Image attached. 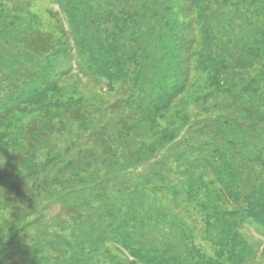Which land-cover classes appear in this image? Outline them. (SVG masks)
I'll return each instance as SVG.
<instances>
[{
  "label": "trees",
  "instance_id": "16d2710c",
  "mask_svg": "<svg viewBox=\"0 0 264 264\" xmlns=\"http://www.w3.org/2000/svg\"><path fill=\"white\" fill-rule=\"evenodd\" d=\"M3 1L0 0V26H3L0 29V34L2 32L0 35L1 68L9 73L15 71L13 67L18 61L11 62L10 56L15 42L20 43L23 48L27 47L32 55H40L39 58L44 57L43 62L45 63L41 67L44 68L41 72L36 71L35 74L28 75L31 83L27 84L24 81L23 85L26 84V87H17L15 83L10 86L4 83L0 85V124L3 123V118L10 117L21 107L30 103L40 105L47 93L55 97L53 93L60 90L58 85L77 74L71 71L74 62L79 70L78 74L90 75L92 78L98 77L103 79L107 85L112 84V76L115 79L118 74L122 76L123 84L129 85L128 81L132 83L134 89L129 95L109 105V113L116 114L109 126L114 134L112 132L99 133L105 138L102 143V153L105 155L99 162L105 172L121 171L126 163L124 161L127 163L134 161L137 165L145 160L148 156L146 152L150 154L153 152L152 143L148 142V132L151 134L161 121L172 117L171 109L176 99L188 87L198 82L207 88L206 92L202 96L198 95L195 100V111L203 117L192 121L189 129L192 128L190 131L192 133L197 132V137H207L211 140L209 150L206 149L205 152L199 153L189 162L187 156L190 151H200L198 149L207 143L205 141L187 142L188 137L185 139L182 134L171 147L170 158L171 161L178 162L180 166L182 163L187 164L185 166L187 170L203 171H199L196 177L192 174L193 179L196 178L194 180L201 181L205 175L210 183L216 186H214L217 188L216 191L214 190L217 195L215 200L218 202L213 199V203L212 194H210V199L204 201V204H208L209 207L203 205L202 208L210 212L213 217L215 215L218 223H225L224 225L219 224L218 233L212 237L215 243H221L219 251L227 254L226 264L251 263L256 254L252 251L253 245H247L244 235L242 238L240 229H244L243 225H245L248 235L257 234L261 237V241H264V160L262 159L264 157V137L262 138V135L264 136V0H213L214 5L210 9L206 7V0H188L187 10L190 19L189 22L183 23L175 18L173 7L168 5V2L158 8L159 0H57L58 4L62 2L67 6L65 15L69 30L66 31L60 25V19H56L59 23L56 28L63 36L65 33L69 36L71 44L69 42L68 45L56 42L58 37H55L52 32H42L39 23L36 24L37 19L31 14L24 12L20 15L21 18L8 19L18 11L23 13L20 6L21 0H15L17 2L14 6L15 4L16 7L19 6L17 11L13 7L6 6ZM29 1L31 0H24V3L27 4ZM113 9H116V13ZM180 24L197 31V35L187 36L183 30L179 29ZM13 36H16L17 40L12 38ZM76 36L78 42L74 43L72 41ZM5 54L7 59L4 58ZM18 54L21 55L19 51L16 52L13 56L14 60ZM56 57L63 58V65L54 62ZM51 58H53L52 61L49 60ZM84 60H86V68L90 73L82 72L81 62ZM125 63L134 66L135 70L132 72L129 67L125 68L123 66ZM2 78L6 79L5 76ZM199 78L200 81H198ZM9 87L12 90H9ZM67 101V104H60L58 99L55 102H46L45 115L48 116L50 107L66 110L62 107L68 106V117L73 116L83 120L84 113L79 111V107L73 108L74 100L68 99ZM128 108L131 115L136 116L134 118L136 124L130 123L129 115L123 113ZM221 112L227 114L229 119L233 118L229 115L231 113L236 118H240L241 124L236 129L237 140L240 137L244 140V137L248 135L253 138L258 134L255 136V142L260 141L259 147L253 142H247V139L242 147L249 154L256 156V160H260V164L252 166L250 171L252 176L246 178L249 180L252 178V183L249 180L245 181L251 186L249 195L239 197L235 193V190L240 187L235 185L237 182L233 179L235 177L233 172L236 171L233 170L230 162L236 153H241L236 150L235 141L215 132L218 141L222 140L224 146L230 145V151H226L223 146L216 143V139L211 134L219 122ZM174 115L179 118L183 116H180L178 112H174ZM184 119L186 120V116ZM133 130H138L137 134L139 138L140 136L142 138L132 154L123 150L120 153L124 156H121L108 145L113 138L121 140L122 133L129 135ZM162 132L163 140L160 141V145H165L176 138L172 130L162 128ZM105 142H107L106 145ZM194 147L195 149H192ZM183 151L186 154H182ZM30 152L26 153L23 160V164L30 166V171L25 176L34 174L36 171L33 168H37L42 163L35 161ZM97 156L102 157L97 150H78L74 160L77 165L82 164L79 171L95 166L93 160H96ZM53 157L51 161L55 160V156ZM150 163L152 167H149L146 174L141 176L137 174L130 179V183L117 182L108 178V181L110 179L113 181L110 186L106 183L101 184L102 187L98 189L106 195L103 203L95 209L92 205L85 207L89 211L94 210L95 213L102 212L110 223L108 222L104 228L100 226V221L98 224L90 221L82 233L89 235L92 239V232L98 230L96 238L113 239L112 243L117 251L131 256L132 259L127 257L131 264H188L189 257L198 252L190 228L171 219L172 217L168 219V214L165 212L153 215L149 205H146V208L143 207V201L146 198L156 204L161 203L160 196L153 191L155 185L152 181L159 184L158 193L162 195L165 193L164 196L168 195L165 197H169L171 201L177 195L176 187L182 183L171 179L175 184L167 182L168 172H171V169L163 171V168L158 167L154 161ZM49 164L50 162L44 164L43 167ZM160 165L163 163L160 162ZM179 165L176 166V172L184 175L186 168L182 167L183 170L177 171ZM74 175L77 177V174ZM46 181L44 179L42 182ZM202 187L207 189L205 183ZM34 191L35 189H31V192ZM132 191H135L134 196L129 199L130 204L128 205L121 206L116 202L117 198H113L115 194L124 196ZM149 199L146 200L151 204ZM63 200V203L70 201ZM72 207H68L66 212L70 216L73 213H79L77 224L83 228L82 224L86 222L89 211L80 214L84 210L76 208L77 211L73 212ZM34 210V207H29V213ZM142 213H145V217L141 215ZM146 216L155 224L147 221ZM61 221V227H65L67 223L63 219ZM205 225L203 223V228ZM211 225L213 226L212 223ZM208 228L205 231L212 234V228ZM155 231L160 233L162 243L155 239ZM40 235L42 236V231ZM183 238L188 240L183 241ZM59 242L66 247L71 245L67 237H63ZM9 244L13 252L20 250L18 240ZM34 248L32 243L31 247L28 246L22 251L23 255L31 253ZM197 255L200 256V254ZM81 256L79 253L74 262L87 264ZM49 258L45 256L44 261ZM40 260L36 264H42ZM0 264H8L1 255ZM17 264L32 263L19 261ZM113 264L127 263L115 261ZM198 264H203V262L199 261Z\"/></svg>",
  "mask_w": 264,
  "mask_h": 264
},
{
  "label": "rangeland",
  "instance_id": "374dc122",
  "mask_svg": "<svg viewBox=\"0 0 264 264\" xmlns=\"http://www.w3.org/2000/svg\"><path fill=\"white\" fill-rule=\"evenodd\" d=\"M3 2H5L6 6L13 7L15 11L19 10V6L16 7V4L14 6V3L17 1L4 0ZM166 2L173 7L175 18L178 19L180 23L189 22L190 14L187 10L188 0H159L160 4L158 8H161ZM206 3V7L209 9L214 5L213 0H206ZM60 4L57 3V0H31L27 4L24 3V0H21L20 6L23 13L18 11L8 19L16 20L17 18H21L20 15L24 14V12L31 14L37 19L36 24L39 23L42 32H52L55 37H58L56 38V42L68 45L70 42L69 36L66 35V33L63 36L60 34L61 32L58 31V28H56V25L59 24L56 19H60L62 22L61 24L59 21L60 25H62L66 31L69 28L65 15L67 13V6L62 2ZM113 12L116 13V9H113ZM158 17H160V15H158ZM2 27L3 26H0V29ZM179 29L183 30L189 37L197 35V31L192 30V28L184 24H180ZM62 36L63 38H61ZM12 38L17 40L16 36ZM73 40L72 42L74 43L78 42L77 36L76 38L74 37ZM198 44H200L199 41ZM18 51L21 55L18 54L17 58L14 60L13 56L16 55ZM10 56L12 58L11 62L17 60L18 63L13 67L15 71L10 73L0 66V85L4 83L10 86L15 83L17 87H26V84L23 85L24 81H26L27 84L31 83V80L28 79V75H30V73L35 74L36 71L41 72L44 69L41 68L43 63H45L43 62L44 57L39 58L40 55H32L27 47L23 48L18 42L13 44ZM4 58L7 59L6 54ZM52 59L53 58L49 60L52 61ZM54 59H56L54 62H59L63 65L62 57H56ZM81 63L82 72L90 73L86 68V60ZM129 65L130 64L125 63L123 66L125 68L129 67L133 72L135 67ZM72 69L71 71L73 73L77 72V74L58 85L60 90L53 93L56 98L51 96V93H47L40 105H33L30 103L23 108L21 107V109L19 108V110L14 111V114L10 117L3 118L4 121L0 124V255L4 258L6 263L17 264L19 261H24L36 264L41 259L40 262L44 264H76L75 262L78 261L74 262V260L78 257L79 253H81V259H85L87 264H113L115 261L131 264L130 260H128V258L132 259L131 256L124 255V253L117 251L113 246V239H106L104 237H101V239L96 238L98 237V230L92 232V239L89 235L82 233L83 229L87 227L90 221L94 224H98L100 221V226L104 228L109 222V219L105 217L102 212L95 213L92 209L89 211L85 206L92 205L95 209L99 208L100 203H103L106 195H103V191L98 189L102 187L101 184L104 185L106 183L110 186L113 181H125L128 183L131 181L130 179L137 174L140 176L144 173L146 174L149 167H152L150 162L154 161L157 163L158 167L163 168V171L171 169V172H168L167 182L175 184L173 181L176 180L182 184L177 183V195L174 197L173 201H171L169 197H165L168 195L164 196L165 193L163 195L158 193L157 189L159 188V184L152 181V184L155 185L153 191L157 192L160 196L161 203L156 204L151 199L146 198L151 200V204L145 199L143 201V207L146 208V205H149L153 215L165 212L168 214V219L172 217L171 219H175L177 222L183 223L190 228V233L192 239H194L193 241L195 242L194 244L198 252H195L196 255L193 254V256L189 257L187 260L188 264H198L199 261L203 262V264H226L228 262V256L219 251L221 243H215L213 238L220 229L219 224L224 225L225 223H218V220L215 219V215L213 217L210 212L202 208L203 205L209 207L208 204H204V201L210 199V194H212V200L216 199L217 195L215 191L217 188H214L215 185L213 186V183H210V180H208L205 175H203L201 181L194 180L196 178L193 179L192 174L196 177L201 170H187L188 168L185 167L187 164L182 163V166H180L178 162L171 161L170 158L171 147L175 145L182 134L185 136L183 138L186 139V137H188L187 142L194 141L199 143L205 141L207 143L201 146L202 149H198L200 151H190L187 156L189 162L191 159L193 160V157H197L199 153L205 152L206 149L209 150L208 146L211 140L207 137H197V132L192 133L190 132L192 128L189 129L192 121L203 117V115L200 116L195 111V100L197 96H202L207 90L206 87H203L201 82H198L200 78L197 84L188 87V89L176 99L171 109L172 117H168L161 121L151 134L148 132V142L152 143L153 148V152L151 151L152 154L146 152L148 155L147 158H144L145 160L140 161L137 165L134 161L129 163L124 161L126 163H124L125 166L121 171L105 172L100 167L101 164L99 163L105 155L102 153V143H104L103 140L105 138L99 135V133L102 132L103 134H107L112 132L114 134V132L109 129V126L116 114L109 113V105L119 100V98H125L134 87L130 81H128L129 85L123 84L124 81H121L122 76L119 74L116 75L115 79L114 76H112V84L107 85L103 79H99L98 77L92 78L90 75L85 76L82 73V75L78 74L79 70L75 62L72 65ZM4 76L6 79L3 80L2 77ZM8 89L12 90L11 87ZM56 99H58L60 104H67L68 99L74 100L73 108L79 107V111L84 113V119L79 120V118L73 116L68 117V106L62 107L66 108V110L59 107H50L48 116H46V102H55ZM201 100L203 99L201 98ZM231 107L234 110V107ZM128 110L129 108L127 111H123V113L129 115L131 118L130 123L136 124V120L134 119L136 116H132ZM172 110L175 113L178 112L180 116H183L180 118L175 117ZM133 114H135V112ZM226 115L227 114L224 112H221V115H219V122L211 134L215 139L216 131L221 136L226 135L231 141H235V146H237L236 150L241 152L240 154L236 153L230 163L233 170L236 171L233 172L235 173L233 179L237 182L235 185L236 187H240V189L238 188L235 190V193H237L239 197H242L243 195H249V193H251V186L245 183V181L249 180L246 178L252 176V174H250L252 166L260 164V160H256V156L249 154L242 149V147L246 139L248 140L247 142H253L257 147H259L260 141L255 142V136L258 134L253 136V138L249 137L251 135H248L244 137V140L242 137L237 140L236 129L237 126L241 124L240 118H236V116L231 113L229 115H232L233 118L229 119ZM185 116L186 120L184 119ZM218 118L217 116V119ZM227 120L228 122L224 123V121ZM198 123H196V125H198ZM137 125L140 127L139 124ZM162 128L172 130L176 135L173 141L165 145H160V141L163 140L161 138L163 133ZM194 128L195 126L193 129ZM138 132V130H133L129 135L122 133L121 140L113 138L112 142L110 144L108 143V145L114 148L118 153L126 150L132 154L140 144V138H142V136L139 138ZM263 137L262 135V138ZM216 143L223 146V149L226 151H230V145L224 146L222 140L218 141L216 139ZM106 144L107 142H105V145ZM195 147L192 149H195ZM81 149L97 150L98 154H101L102 157L97 156L96 160H93L95 161L93 162L95 166L91 165L92 167L90 169L79 171L82 164L77 165L74 159L77 156L78 150ZM28 152L33 154L35 161L42 162V165L39 164L37 168L35 167L36 169L33 168L36 172L31 176H25V174L30 171V166L23 164V160L26 157L25 155ZM183 152L182 154H186L185 151ZM120 155L124 156L123 153H120ZM53 156H55V160L51 161L50 159H53ZM262 159L264 160V157H262ZM49 162L50 164L44 168L43 165ZM160 162H162L163 165H160ZM201 164L203 165V162H201ZM177 165H179L177 171L183 170L182 167L186 168V172L184 169V175L177 174ZM74 174H77V177ZM17 178L21 181L17 180ZM108 178L113 179V181H111V179L108 181ZM44 179L47 181L42 182ZM249 181L252 183L253 179L251 178ZM203 183H205L207 189L202 187ZM198 186L201 187L198 188ZM31 189H35V191L31 192ZM135 191L129 192L128 194L125 193L126 195L124 196L115 194L113 198H117L116 202L121 206L128 205L130 204L129 199L134 196ZM206 193L207 195H205ZM108 197L109 193L107 189V198ZM63 199L70 201L63 203ZM71 206H73V212L76 208L84 210V212H80V214L89 211L85 219L86 222L82 224L83 228L77 224L79 221V219H77L79 213H73L70 216V214L66 212L68 207ZM29 207H34V213H29ZM141 215L145 217V213ZM61 219L67 223L65 227H61ZM146 219L150 223L155 224L151 219H148L147 216ZM176 221H174V223ZM203 223L204 225L206 224L204 228ZM239 223L241 224V222ZM207 225L212 228V234H208V232L205 231V229H209ZM152 226L154 227V225ZM238 226L241 228L240 225ZM243 226L244 229H240L242 238L243 235L246 237L247 245H253L252 251L256 254L251 260V263L248 264H264V241L262 240V242L261 237H258L257 234L248 235L245 225ZM40 231H42V236L40 235ZM87 231L90 232L89 229ZM175 232L176 231H174V233ZM162 234L164 235V233ZM160 236V233L155 231V239L162 243L163 240H161ZM63 237H67L71 241L70 246L66 247L60 244L61 242L59 241ZM186 239L183 238V241H186ZM16 240L19 241L20 250L13 252L9 243ZM32 243L35 248L31 253L23 255L22 251L26 250L28 246L31 247ZM197 254H200V256ZM45 256L50 257L49 260L44 261ZM78 264L81 263L79 262Z\"/></svg>",
  "mask_w": 264,
  "mask_h": 264
}]
</instances>
